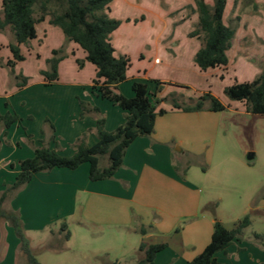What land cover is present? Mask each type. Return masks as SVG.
Returning <instances> with one entry per match:
<instances>
[{
	"label": "crops",
	"instance_id": "1",
	"mask_svg": "<svg viewBox=\"0 0 264 264\" xmlns=\"http://www.w3.org/2000/svg\"><path fill=\"white\" fill-rule=\"evenodd\" d=\"M188 1L190 3H187L192 5V0ZM133 2L134 0H124V4L128 8L133 6ZM135 2L139 10L143 11L144 18L139 21H135L136 18L130 19L128 16L120 18L117 15L119 11H117L118 3H116V0H111L107 12L110 17L121 21L116 30L110 34L114 54L116 56L126 55L130 60V65L126 71V79L119 84L120 92L126 97H131L133 95L131 85L134 81L146 83L149 93L153 91L151 81L154 80L166 83V85L167 83L174 84L177 86L176 88L193 86V84H190L192 82L186 80V78L170 76L169 72L174 73L175 70L180 71L184 67L182 60L186 57H183V55H188L189 61L194 58V54L202 45V41L195 47V45H192L191 39L199 36L190 35L189 32L185 35L174 33L168 26L166 19H164V25H152L153 22L150 18H153L152 16L155 13L151 14L150 11V14L146 13L147 15H144L148 10L147 6L143 7L144 2H142L143 4L138 3V1ZM255 2L256 0H254ZM193 7L195 8V5ZM180 8L181 6L176 5L170 10L176 11ZM196 15L198 18L197 13ZM47 19L48 16L44 18V20ZM38 25L39 23L36 24V37L29 41L34 39L40 41V37L44 41L55 36L57 40L53 39L50 50L58 49L65 43L64 54L67 55L66 58L69 55L71 58H75L76 63L78 60H83L81 67L88 68L93 73V78L95 77L96 68L94 64L86 60V53L81 47L72 41L66 40L59 27L57 28L60 30L50 23L49 27L42 23L41 32L43 35H41L37 28ZM150 25L153 27L151 28ZM238 29L242 35L238 36L236 34L232 40V44L227 50L228 63L225 66L201 70L193 60V63L190 62L192 71L202 77V72L211 69L217 70L222 79L230 72L231 66L237 68L242 61L241 59H243L237 54L252 51L254 43H256L254 38L258 39V33L264 34L263 28L257 23L251 29L245 30L240 26ZM1 33H4L5 36ZM11 40L12 32L6 26L0 30L1 49L2 47L7 48ZM21 49L22 44H20ZM9 58H11V54L7 53L4 61ZM254 58L256 60L261 59L264 62V52L255 54ZM62 61L58 64L59 75L63 73ZM263 68L264 64L258 70H254L252 75L256 77ZM0 76L4 78L6 85L10 84L8 72L4 67H0ZM42 79L43 84L46 86L58 82V80H55L50 84H46L44 78ZM251 80L252 77L238 78L236 76L233 78V82ZM199 86L201 87L200 83ZM164 89L166 88L163 87V90L157 93L158 97L164 95ZM201 89L196 90L195 98L204 92L210 91L206 87ZM213 95L227 106L225 110L248 114L243 102L228 98L224 99L215 93ZM7 96V92H4L3 95L0 92V113L5 111L16 113L20 120L7 128L5 135V130L0 129V191L4 188V184H11L14 181L19 170L18 161L33 155L32 148L23 142L24 139H30L34 142V145L42 144L41 140L44 139L43 142H46L50 148H54V143H57L55 139L59 136L63 137L62 134L65 130L67 132L65 137L70 143L80 137L84 131L89 130L86 143L92 145L96 142L95 118L77 119L80 108L75 110L71 119V126L70 124L67 126L64 122L61 123L58 119L55 122L51 121L50 130H40V127L36 128L33 122L34 118L30 114L31 119L27 120V123L24 122L13 105L11 106ZM84 100L99 108L101 115L104 117L105 130L112 131L124 122L126 112L112 102L97 95L92 99L87 97ZM232 102H237L242 107H237ZM158 108H163L166 112L156 117L153 132L148 136L135 138L128 145L123 156L122 165L116 170L111 179L89 180L88 163H83L73 170L52 168L49 171L38 172L32 176L31 180L10 201V207L18 210L22 217L30 244L33 243L34 237L37 240L36 236L39 232H45L44 234L52 239L62 238V234L58 231L60 222L64 220L68 226V219L79 217L83 221L80 222L81 224L88 222L92 227L113 226L124 228L139 232L143 239L153 238L154 236L165 238L159 242H150L166 243V247L156 253L153 264H189L203 250L210 241L214 219L221 221L223 225L224 222L220 218H212L209 215L204 216L199 213L201 189L194 181L189 179L187 168L182 166L181 169L176 164L175 151H181L184 155L193 154V136L195 135L200 139L198 133L201 127L196 128L190 124L191 121L196 118L198 121L207 123L211 118L210 116H214L212 114H216L215 116L219 118L225 110L218 112L208 110L186 112L171 105L165 106L162 102L158 105ZM206 126L207 124H204V128ZM175 145L180 146V148L174 150ZM73 152L74 150L63 152L60 148V153L66 156L71 155ZM81 192L87 195L82 210L80 206V210L77 211L76 201ZM249 209H252L257 215L263 216L264 193L257 203L252 207L248 205V208L243 210L244 215L248 214ZM141 227L145 228V233L140 232ZM177 227H181L180 231H176ZM2 231L4 232L3 240ZM166 238L170 240H166ZM174 244L178 247L174 248L172 246ZM256 244L250 238L243 237L241 240H233L225 250L217 252L216 257L224 264H264V250L258 248ZM32 248L37 257L44 256L45 252H42L39 248L37 250H35V247ZM18 253V239L13 229L7 223H0V264H18Z\"/></svg>",
	"mask_w": 264,
	"mask_h": 264
},
{
	"label": "rangeland",
	"instance_id": "2",
	"mask_svg": "<svg viewBox=\"0 0 264 264\" xmlns=\"http://www.w3.org/2000/svg\"><path fill=\"white\" fill-rule=\"evenodd\" d=\"M135 1L140 4L144 2L143 7L147 6L148 10L144 11V15H147L146 13L150 14V11L151 14L155 13L152 16L153 18H150L151 22H153L151 24L154 26L157 24L164 25V19H166L168 26L174 33L183 35L190 33L196 27L198 18L197 12L193 7L195 5L194 0H192V5H189L190 1L188 0H134L133 6L130 8L125 6L124 0H116V3H118L117 11H119L117 15L120 18L128 16L130 19L136 18L135 21L141 20L143 11L139 10L137 5H135ZM205 1L208 4L212 2V0ZM255 3L254 0H226L223 21L224 24L235 29L234 38L236 34L238 36L242 35L238 31L239 26L247 30L257 23L264 30V0H256ZM176 5L181 6L180 10L171 11L170 9H173ZM113 10L115 11L114 8ZM43 20L38 22L39 25L37 26L41 35H43L41 24L43 23L49 27L50 23L49 16L47 20ZM54 27L59 29L57 28L58 26L54 25ZM150 27L152 28L153 26L150 25ZM1 34L5 36L4 33ZM257 35L258 39L253 36L256 43H254L252 51L243 52L242 54L238 51L240 54L237 55L243 58L241 59L242 61L237 68L231 66L230 72L224 78L221 79L218 71L213 69L202 72V77L198 76L191 69L190 62L193 63V59L189 61V56L183 55L186 58L182 60L184 67L181 70H184H175L174 73L169 72V74L176 78H186V80L192 82L190 84H193V86L176 88L177 86L171 83L158 85L155 81H151L153 91L149 93V96L160 100L163 99L158 105L161 102L165 106H172L173 102L185 105L192 103L196 99L194 97L196 90H202L201 88L206 87L213 94H219L222 98L227 99L223 93V88L230 85L234 77H252L253 80L255 76L252 75V72L256 69L258 70L264 64L261 59L256 60L254 58L255 54L264 52V34L258 33ZM40 38L42 39V37ZM41 39L40 41L39 39H34L22 44L20 51L23 53L24 59L14 68V75L21 74L26 78L27 82L24 85L26 87L23 86L21 88L16 85V81L20 80V78L15 79L9 68L4 65L7 61H4L6 54L10 53L8 47H2V49L0 47V58L1 61L3 60V65H0V67L6 69L8 81L10 80V84L6 85L4 78L0 76V92L2 95L7 92L11 106L13 105L15 111L22 117L24 122L27 123V120L31 119L29 117L30 114L34 118L33 122L36 128L40 127V130H50L51 121L55 122L58 119L61 123L64 122L67 126L68 124L71 126L74 112L80 108L79 101L87 102L84 98L90 97L92 99L96 96L90 86V81L94 75L88 68L81 67L83 60H79L81 62L80 65L78 61L76 63L75 58H71L69 55V58H66L67 55L64 54L66 45L62 42L63 45L55 49L61 50L58 53L61 58L57 63L56 80L58 82L50 86L43 84L42 78L44 77L39 70H50V59L54 57L52 50H50V45H52L53 39H57L55 36L54 38L49 37V39L47 38L44 41ZM201 41L200 36L191 39V43L195 47ZM60 61H62L61 67L63 69L61 75L58 74ZM163 87L166 88L164 89V95L158 97L157 93L161 92ZM232 103L236 104L237 107H242L237 102ZM158 105L157 109H159ZM212 115L214 116H210L211 118H209L207 123L198 121L196 118L191 121L190 124L196 128L201 127L198 133L200 139L195 135L193 136V154L184 155L181 151H175V162L180 168L182 166L187 168L189 179L194 181L198 188L201 189L199 213L204 216L209 215L212 218H220L224 222L225 227L231 228L236 221L244 216L243 210L248 208V205L252 207L257 203L264 193V115L234 113L228 110L223 111L219 118L215 116L216 114ZM85 117L93 118V115L88 114ZM76 118L83 119L84 117L80 118L78 114ZM204 124H207L206 128H204ZM196 128L194 129L196 130ZM66 133L65 130L63 134L61 133L63 137L59 136L55 139L57 143H54V148L56 145L59 152L60 148L63 152L74 150L73 144L76 139L70 143L65 137ZM83 134L86 139L89 130L84 131ZM43 140L41 141L43 142ZM23 142L29 147H31V143L34 144L30 139H24ZM173 148L176 150L180 146L175 145ZM250 154L251 157L248 158ZM86 195L84 192L79 194L76 201V205H78L76 207L77 211L80 210V206L82 210ZM11 200L7 201L6 206L10 207ZM248 214L251 222L244 229L242 237L250 238L261 249L254 233L264 236V215L259 216L252 209L248 210ZM68 221V229L71 233V238L68 241H63L61 240L62 238H49V236L44 234L45 232H39L36 236L37 240L34 237L33 243L30 244V246L32 245L31 248L35 247V250L39 248V250L45 252L44 256L40 257H37L34 253L39 262L44 264H134L138 257L137 248L141 240L150 243L165 239L159 236L143 239L139 232L113 226L92 227L88 222L81 224L83 221L79 217L70 218ZM177 228L180 231L181 227ZM166 240L170 239L166 238ZM172 246L174 248L178 247L175 244ZM18 256V264H25L23 255L18 253ZM47 257L49 258L47 259Z\"/></svg>",
	"mask_w": 264,
	"mask_h": 264
},
{
	"label": "trees",
	"instance_id": "3",
	"mask_svg": "<svg viewBox=\"0 0 264 264\" xmlns=\"http://www.w3.org/2000/svg\"><path fill=\"white\" fill-rule=\"evenodd\" d=\"M110 2L111 0H1L0 30L8 26L12 32V40L7 45L11 58L7 59L4 65L9 68L12 75L15 73L16 63L24 59L20 44L35 38L36 24L49 16L50 24L58 26L66 40L81 47L86 53V60L94 64L96 73L92 79V92L126 112L124 122L114 130L107 131L99 108L80 100L79 117L83 118L89 114L95 118L97 140L94 144L88 145L83 134L73 144L74 152L66 156L57 150L56 145L55 148H50L46 142H42L41 145L31 143L33 155L18 161L19 170L14 181L11 184H4L0 191V223H7L13 229L18 239V252L23 255L25 264L41 263L30 246V239L19 211L6 206L7 201L14 198L35 173L49 171L52 168L73 170L83 163H88L89 180L111 179L122 165L128 145L137 137L150 135L156 117L165 112L162 108L157 109L158 103L163 99L150 97L146 83L134 81L131 85L133 92L131 97H126L120 92L119 84L126 79L130 60L126 55L114 54L110 34L121 21L108 15ZM194 2L198 19L195 29L189 34L200 36L202 45L194 54L193 60L201 70L225 66L228 63L227 50L235 34V29L223 21L226 0H212L211 4L205 0ZM60 51L52 50L54 57L50 59V70H41L46 84L57 79ZM78 64L81 65L79 60ZM0 65H3L1 58ZM14 77L20 78L16 81L18 88L27 82L21 74ZM154 81L158 85L161 84L158 80ZM223 93L230 100L243 102L247 113L264 115V68L251 81H235L225 86ZM172 106L186 112L200 110L218 112L227 107L210 91L202 93L190 104L173 102ZM19 120L20 117L16 113L10 111L0 113V129L5 130L4 135L6 129ZM250 222L249 214H245L231 228L214 219L210 241L189 264H224L217 259L216 253L225 250L233 240H241L244 229ZM58 231L62 234L63 241L69 240L70 230L64 220L60 222ZM140 232L145 233V228L141 227ZM3 235L2 231V240ZM254 236L264 250V236L259 233H254ZM165 247L164 242L141 241L134 264H153L156 253Z\"/></svg>",
	"mask_w": 264,
	"mask_h": 264
},
{
	"label": "water",
	"instance_id": "4",
	"mask_svg": "<svg viewBox=\"0 0 264 264\" xmlns=\"http://www.w3.org/2000/svg\"><path fill=\"white\" fill-rule=\"evenodd\" d=\"M251 157V154L248 156V158H250Z\"/></svg>",
	"mask_w": 264,
	"mask_h": 264
}]
</instances>
